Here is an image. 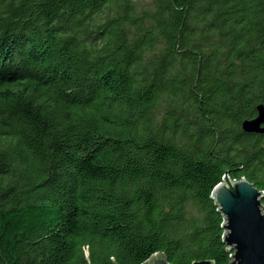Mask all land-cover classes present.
Here are the masks:
<instances>
[{"label":"trees","instance_id":"16d2710c","mask_svg":"<svg viewBox=\"0 0 264 264\" xmlns=\"http://www.w3.org/2000/svg\"><path fill=\"white\" fill-rule=\"evenodd\" d=\"M260 103L264 0H0V264H229Z\"/></svg>","mask_w":264,"mask_h":264},{"label":"water","instance_id":"95a60500","mask_svg":"<svg viewBox=\"0 0 264 264\" xmlns=\"http://www.w3.org/2000/svg\"><path fill=\"white\" fill-rule=\"evenodd\" d=\"M256 115L241 123L248 134H264V105L255 107ZM210 198L223 216V242L233 251L229 264H264V213L261 210L264 191H258L245 178L232 180L228 172L216 185ZM263 206V205H262ZM142 264H171L164 253H155ZM192 264H215L213 260Z\"/></svg>","mask_w":264,"mask_h":264},{"label":"rangeland","instance_id":"374dc122","mask_svg":"<svg viewBox=\"0 0 264 264\" xmlns=\"http://www.w3.org/2000/svg\"><path fill=\"white\" fill-rule=\"evenodd\" d=\"M263 205V206H262ZM262 205H261V210H262V212L264 213V204L262 203Z\"/></svg>","mask_w":264,"mask_h":264}]
</instances>
